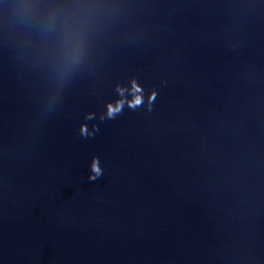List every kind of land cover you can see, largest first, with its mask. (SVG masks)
Returning a JSON list of instances; mask_svg holds the SVG:
<instances>
[{
	"label": "water",
	"instance_id": "water-1",
	"mask_svg": "<svg viewBox=\"0 0 264 264\" xmlns=\"http://www.w3.org/2000/svg\"><path fill=\"white\" fill-rule=\"evenodd\" d=\"M0 264H264V0H0Z\"/></svg>",
	"mask_w": 264,
	"mask_h": 264
},
{
	"label": "clouds",
	"instance_id": "clouds-1",
	"mask_svg": "<svg viewBox=\"0 0 264 264\" xmlns=\"http://www.w3.org/2000/svg\"><path fill=\"white\" fill-rule=\"evenodd\" d=\"M131 87L127 88L124 85L117 84L115 91L118 95V98L115 101H108L106 104V111H104L100 115V120L103 121L105 119H115L118 115H120L127 104L128 108L135 110L139 106L143 104V88L136 82L135 78L130 81ZM131 93V99H126L125 93ZM155 91L149 94V110H151V104L155 100ZM95 119V114L89 112L85 116V120H93ZM99 131V127L97 125H93L92 129L89 130L88 125L81 124L80 126V134L87 137H92L96 132ZM102 175V169L100 167V159L98 156H93L91 162V173L89 175L90 180H96L97 177Z\"/></svg>",
	"mask_w": 264,
	"mask_h": 264
}]
</instances>
